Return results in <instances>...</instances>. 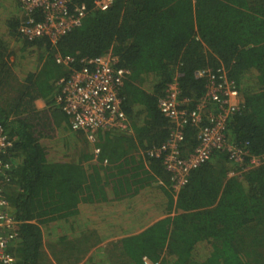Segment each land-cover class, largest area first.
Instances as JSON below:
<instances>
[{
	"label": "trees",
	"instance_id": "1",
	"mask_svg": "<svg viewBox=\"0 0 264 264\" xmlns=\"http://www.w3.org/2000/svg\"><path fill=\"white\" fill-rule=\"evenodd\" d=\"M94 1H71L68 10L84 18L55 41L23 36V18L0 1V128L11 144L0 156L9 164L0 198L14 224L7 252L15 264H264V164L242 171L219 150L173 194L162 159L145 155L173 127L158 109L167 86L176 79L192 109L208 84L196 73L219 68L243 101L226 121L225 142L264 154V0H113L104 12ZM33 14L44 22V11ZM107 53L126 73L129 132L99 131L93 146L55 103L69 73L56 60L71 57L80 70ZM197 134L185 127L181 158Z\"/></svg>",
	"mask_w": 264,
	"mask_h": 264
},
{
	"label": "built area",
	"instance_id": "2",
	"mask_svg": "<svg viewBox=\"0 0 264 264\" xmlns=\"http://www.w3.org/2000/svg\"><path fill=\"white\" fill-rule=\"evenodd\" d=\"M17 1L23 12L19 32L29 39L48 36L55 41L56 38L78 27L85 14L78 8L68 10L72 0ZM112 3L113 0H95L94 6L95 9L104 12ZM37 10L45 12L44 22L37 23L32 18ZM72 60L71 57L56 60V63H62L69 69L68 75L58 81L59 92L55 103L68 118L70 131L83 134L90 144L96 142L99 131L129 132V122L122 110L120 98V89L126 73L116 66V58L110 53L88 58L81 61L80 70L69 66ZM196 78L206 79L208 84L205 95L192 109L186 108L179 100L180 90L176 79L167 86L164 97L159 100L158 109L173 127L165 143L145 153L150 158H161L172 173L173 194H177L187 183L188 176L193 170L205 164L213 153L219 150H226L229 153V160L241 167L242 171L264 164V154L249 157L245 149L231 146L224 140L223 130L226 121L243 107L242 98L233 82L228 79L226 71L219 68L214 74L208 69L200 70L196 73ZM209 108L216 113H209L206 116ZM188 125L198 129V144L192 153L181 158L180 143L184 139L183 131ZM10 147L11 144L3 136L0 128V156L3 157ZM8 169L9 164L3 158L0 159V175ZM4 204L0 198V264H15L13 256L7 252V243L14 233V224L6 215ZM144 261L145 264H150L145 259Z\"/></svg>",
	"mask_w": 264,
	"mask_h": 264
},
{
	"label": "rangeland",
	"instance_id": "3",
	"mask_svg": "<svg viewBox=\"0 0 264 264\" xmlns=\"http://www.w3.org/2000/svg\"><path fill=\"white\" fill-rule=\"evenodd\" d=\"M1 1V4L3 5V7L4 8H6L7 9V11H8V13L10 14V15H12L14 12H16V11H18V16H20V19H22L23 18V12L21 11V9H19V6H18V3H17V0H0ZM15 6H17L18 7V9H16V8H14ZM6 9L5 10H3V9H0V12H1V15L2 16H5L6 14H7V11H6ZM42 102V101H41ZM37 103V105H38V107H40L41 109H43L44 108V105H43V103ZM36 105V106H37ZM37 107V108H38ZM39 109V108H38ZM71 133V132H70ZM47 254H48V252H47ZM48 256H49V254H48ZM89 256V253L87 254V257ZM100 257H97V259H99Z\"/></svg>",
	"mask_w": 264,
	"mask_h": 264
},
{
	"label": "crops",
	"instance_id": "4",
	"mask_svg": "<svg viewBox=\"0 0 264 264\" xmlns=\"http://www.w3.org/2000/svg\"><path fill=\"white\" fill-rule=\"evenodd\" d=\"M40 103L41 101H37L36 102V105H37V103ZM38 103V104H39ZM42 103V102H41ZM37 107H38V105H37ZM40 110H41V108L40 107H38ZM37 108V109H38ZM93 153L95 154V155H97V153H98V149L96 148V147H94L93 148ZM92 161V160H91ZM90 163H92V164H95V161L93 162H90ZM103 166H105V164H103ZM105 191H106V201H113L114 199H115V197H116V194H114L113 193V191L111 190V188H110V186H106L105 187ZM117 196H119V197H122L123 196V194H122V192H119V194L117 195ZM97 205H99V204H97ZM161 218V216H159V218L158 219H160ZM157 219V220H158ZM154 221H156V220H154ZM153 221V222H154ZM109 241L110 240H108L107 242H103V243H100V244H98L97 246H93V248H91V251H93L96 247H98V246H102L103 244H105V243H109ZM89 252V254L90 253H92V252Z\"/></svg>",
	"mask_w": 264,
	"mask_h": 264
},
{
	"label": "clouds",
	"instance_id": "5",
	"mask_svg": "<svg viewBox=\"0 0 264 264\" xmlns=\"http://www.w3.org/2000/svg\"><path fill=\"white\" fill-rule=\"evenodd\" d=\"M84 138H85V136H84ZM85 140H86V138H85ZM86 142H87V141H86ZM96 142H97V137H96ZM96 142H95V143H96ZM95 143H94V144H91V145H93V146H94V145H95ZM231 173H233V175H234V172H231ZM229 176H232V175H230V173H229Z\"/></svg>",
	"mask_w": 264,
	"mask_h": 264
}]
</instances>
